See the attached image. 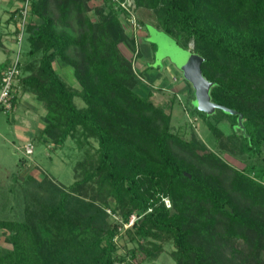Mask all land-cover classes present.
Masks as SVG:
<instances>
[{"label":"trees","instance_id":"16d2710c","mask_svg":"<svg viewBox=\"0 0 264 264\" xmlns=\"http://www.w3.org/2000/svg\"><path fill=\"white\" fill-rule=\"evenodd\" d=\"M95 1H33L10 113L24 94L34 95L45 126L33 141L58 149L73 139L83 159L69 187L47 175L23 177L21 219L0 217V237L11 245L0 251V264H143L165 244L174 246L175 264L260 262L264 182L255 172L264 169L255 160L264 150V0H134L184 49L194 43L213 101L244 115L245 132L235 130L236 115L187 106L214 147L194 130L190 139L173 130L172 112L153 101L156 89L134 66L142 51L127 14L111 0ZM58 64L71 68L78 89ZM193 97L189 87L188 104ZM224 153L250 162L235 168ZM9 198L0 190V206L9 207ZM133 214L140 218L123 231L134 247L121 255L116 238Z\"/></svg>","mask_w":264,"mask_h":264},{"label":"rangeland","instance_id":"374dc122","mask_svg":"<svg viewBox=\"0 0 264 264\" xmlns=\"http://www.w3.org/2000/svg\"><path fill=\"white\" fill-rule=\"evenodd\" d=\"M101 4V1H95L91 3L92 6ZM137 17L146 21L145 28L137 34L139 36L140 49L142 51L141 58L135 61L136 70L141 73L144 78L145 84L148 87H154L156 92L153 96V101L165 106L168 112H172V125L175 132H179L184 138L190 139L192 132H194L204 142L214 147L211 142V134L207 126L201 120L200 117L192 115L187 108H196L203 111L208 116H220L224 108L215 103L212 99L211 91L214 84L204 75L202 70L203 57L195 52L194 43H190L189 49H184L177 41V39L167 34L158 25L156 17L153 13L144 11L142 9L137 10ZM125 23V22H124ZM128 32L133 34L134 32L125 24ZM28 46L27 38L23 44V50H26ZM9 55L0 52V65L4 62L5 58L12 59L17 49V45L14 42L10 44ZM130 57L133 56L131 52H126ZM141 64L146 68L153 67L156 74H150L141 70ZM192 64L191 68L188 65ZM58 71L64 79L73 88L78 89L79 84L76 81L71 68L64 65H56ZM186 71V72H185ZM187 72L189 74H187ZM143 73V74H142ZM189 75L188 77L186 76ZM150 75V76H149ZM151 75H158L159 79L154 78ZM191 87L194 91V97L188 104L187 90ZM24 102L27 100L23 99ZM23 103L24 104V102ZM77 102L79 100L77 99ZM33 105L34 102H27ZM22 106L24 107V105ZM38 108V106H37ZM21 109V108H20ZM188 109V110H187ZM33 110V109H32ZM27 109L28 113L32 115L30 121H33V125L41 122L39 113H43L41 109L39 113L33 112ZM25 113L26 109L19 110ZM33 112V113H32ZM40 113V114H41ZM15 114V112H14ZM38 116V117H37ZM13 113H4L0 110V190L3 193V200L11 198L9 200V207L0 206V217L9 219H21L23 205H22V189L21 183L25 172H31L33 174L43 177L47 175L56 181L59 185L69 187L75 180L74 169L77 161L83 159L82 153H80L76 142L73 139H69L64 147L55 148L52 145H46L39 138L33 142L34 153L26 156L23 152V147L28 142V136L26 132L20 133V129L13 119ZM37 127V126H35ZM220 128L229 134L233 128L229 120H224L220 124ZM238 128L235 127V130ZM39 135V133H38ZM37 135V136H38ZM95 146L97 144L95 143ZM217 151L218 149L215 148ZM226 160L235 168L244 169L249 164L250 160H242V156L234 157L228 153H224ZM26 161V162H25ZM25 162V164H24ZM257 166L260 169H264V150L262 155L255 160ZM29 165V166H28ZM255 176L264 182V173L260 171L255 172ZM14 187V191L11 192L10 188ZM6 196V197H5ZM8 197V198H7ZM9 198V199H10ZM172 203V202H171ZM108 213L115 221L121 222V217L118 214L112 213L108 210ZM121 229V234L116 238V242L119 246L118 253L126 254L130 249L134 247V243L130 237ZM11 248V245L4 242L0 237V251ZM174 250L172 244H165L164 250L156 258H152L143 264H175L171 258V252ZM253 264H264V259L261 258L260 262L255 261Z\"/></svg>","mask_w":264,"mask_h":264},{"label":"built area","instance_id":"2783aa9c","mask_svg":"<svg viewBox=\"0 0 264 264\" xmlns=\"http://www.w3.org/2000/svg\"><path fill=\"white\" fill-rule=\"evenodd\" d=\"M34 0H21L20 6L13 12V20L15 23L16 33L14 36L17 49L14 53V57L11 60V64L7 67L1 77L0 82V109L4 113H10L14 111L15 107L13 105V94L12 91L19 81V76L21 75L20 64L23 54V44L28 35V27L31 23L32 18V4ZM116 4L118 9H123L124 13L127 14L125 19V24L132 30L136 36L144 28L138 22L136 14V4L134 0H111ZM23 152L26 156L32 155L34 153V145L32 142H28L23 147ZM165 205L170 208L172 206L171 200L168 197H163ZM151 211V209H149ZM140 218L139 215L133 214L130 217L129 222L125 225V228H130L134 225L135 221Z\"/></svg>","mask_w":264,"mask_h":264},{"label":"crops","instance_id":"0c3cea01","mask_svg":"<svg viewBox=\"0 0 264 264\" xmlns=\"http://www.w3.org/2000/svg\"><path fill=\"white\" fill-rule=\"evenodd\" d=\"M20 1L21 0H0V52L5 53L6 55L10 56L9 53L10 49L9 46L10 44L12 45V43L14 42V30H15V23L13 20V12L15 11V9H17L20 6ZM8 57L5 58L4 62H2V64L0 65V68L3 67V65L8 61ZM141 70L144 72H148L150 74H156L158 73L157 71H154L153 67H144L143 64H141ZM150 76V75H149ZM154 76V75H151ZM159 79L158 75H155L154 78ZM23 99H26L27 102L32 101L35 103H33V105H30L29 103H27L26 101L24 102ZM23 100L24 104L21 103ZM22 104L24 105V107L22 106ZM38 106V108H37ZM26 109V112H20L19 110L21 109ZM29 109L32 110L33 112L37 111V113H39V111L42 109L43 113H39L40 117H43L45 115V108L42 105V103H40L34 95L26 93L22 96L21 101L19 103V105L17 106L16 110H15V114L14 115V120L15 123H18L17 126L20 129V133H24L26 132L27 134H29L28 136V142L33 141L36 136L38 135V132L40 131V129L44 128V122H43V118H41V122L37 123V125H33V121L31 122L30 119L32 118V115H30L28 113ZM32 112V113H33ZM38 117V116H37ZM37 126V127H35ZM26 142V143H28ZM34 142V141H33ZM29 166V165H28ZM33 172H35L34 170H32L31 172L26 171V174H31V175H36L33 174ZM36 173V172H35Z\"/></svg>","mask_w":264,"mask_h":264},{"label":"water","instance_id":"95a60500","mask_svg":"<svg viewBox=\"0 0 264 264\" xmlns=\"http://www.w3.org/2000/svg\"><path fill=\"white\" fill-rule=\"evenodd\" d=\"M191 66H192V64H189L188 65V68H191ZM187 74H189V73L187 72ZM187 74H186V76L188 77L189 75H187ZM221 107L224 108V110H225L226 113L231 114V115L238 116V119H237V128L240 129L241 131L245 132L246 130H245V126H244V115L241 114V113H239L236 110L229 109V108L224 107V106H221ZM189 177H191V176L189 175ZM226 208L231 211V209H230L229 206H227Z\"/></svg>","mask_w":264,"mask_h":264}]
</instances>
